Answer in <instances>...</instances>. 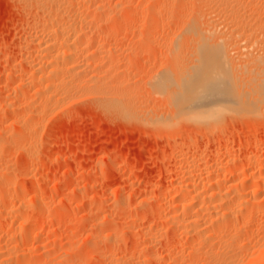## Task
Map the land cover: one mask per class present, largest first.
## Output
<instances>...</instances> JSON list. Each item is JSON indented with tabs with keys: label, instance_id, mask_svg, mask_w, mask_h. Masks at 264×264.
<instances>
[{
	"label": "rangeland",
	"instance_id": "374dc122",
	"mask_svg": "<svg viewBox=\"0 0 264 264\" xmlns=\"http://www.w3.org/2000/svg\"><path fill=\"white\" fill-rule=\"evenodd\" d=\"M94 1L95 0H92L91 2L86 3L79 2L80 5L79 3H77L79 6H76H78L81 14H84L86 16V13H92L93 9L96 8V5L99 6L100 4V6L102 5L100 8L105 9V12H107L108 10V12L110 13L114 11V17L113 15H110V18L106 19L109 16L107 15L106 17V15H104V18L101 14V16L104 18L101 20L99 18L102 17H100L99 14V17L96 15L97 20L94 19L93 21L96 23V25L92 21L90 22L91 26L85 23L84 27H82L84 31L83 29H81L83 32L80 30V33L78 32L74 36L71 35V38H69V42L73 37V39L71 40V44L75 43V45L78 44V41H80L81 45L83 44V46L85 42L91 44L92 41H94L93 43L95 44V42H97V45L102 43L99 46H103V48H101L100 51L96 54L92 53L90 47L87 49L85 48L86 50H84V48H82V50L80 49L78 51L79 55L77 54L76 60L79 62V64L83 62L84 64L82 63L81 65H86L90 69L94 67L93 63L97 64L100 61L99 63H101V67L100 70L98 69V71L100 72L97 71L98 74L96 73L97 69H95L96 74L92 72V69H88L89 72L91 71L94 74V81L93 83L92 81H90L92 80L89 78L91 72H88L90 75H88L87 73L88 76L86 75V77L90 80L87 81L88 85L86 86H89V89L87 88L88 90H85L88 91V93L86 92V94H89V83H92L93 85L95 82V86L99 84L101 91L100 89H97L99 87L96 88L97 91L99 90V92H103L105 94L106 91L110 92L108 91V89L110 90V88L115 86L116 84V92L120 91L123 95L125 93V98H122L121 95L118 96L121 93H115V87L111 88L112 93H109L110 95H106L112 97L111 95H113L114 93L112 98L114 99V104H112V106L117 110L119 108V111H115V108L108 109L106 105L104 107L105 103H100V101L98 103V101H94L93 97L89 95L95 92L97 93L96 90L95 92L92 91L95 87H91L92 93H90L88 96H86V94H82L85 93V91H82L85 89L84 88L82 90L79 89V93L75 91L70 92L73 98L70 97L69 93L66 96H69L70 98L65 96L64 98L66 99L62 100V96H56V93L54 94V92H51L53 94L47 93L46 95H44V93L46 92L43 93L44 87H42L43 89L41 88L42 85H40L39 87V82L37 83L35 81L37 85L34 84V82L32 84L34 85V87L32 85V87L24 85L23 83H25L31 75L34 74L38 76L40 75L38 74L39 72L41 73L42 77H45L44 79H48V75L47 73H45L46 71H42L43 73L40 71L43 70L44 67L40 68L37 66V64L29 66L25 63V59H32L31 56L35 55L34 52L36 49L34 48L35 46H33V44H30V40L33 38V35L36 34L35 28L39 25V23H41L42 15L40 13L39 14L41 16L38 13H29V4L27 3L26 5L23 2H20V0H0V171L8 170V174H13H11L10 178L11 183H17L16 185L14 184L15 188H7L9 193H13L12 195L16 197L15 202L12 205L16 206V204H18L20 200L18 205L23 204L21 205V207L25 206V208H28V213H30V211L34 208V211L32 210L29 215L27 214L25 218L23 217L21 219V223L18 221V224L17 221H13V223L9 224V226H5L6 228H4L2 232L0 231V264H113L109 256H116L117 254L123 252H129V255L125 260L126 262L129 261L128 264H213L214 262L217 263L216 260H219V258H216L217 255L215 253V249L222 247L223 244H227V247H229V245H232L230 246V248H228L231 252L230 260L232 263L230 264H234V258H237L239 254L240 256L244 255L243 253L245 252V260L247 256V259L249 257L251 258L255 251L252 252V247H250L252 243L250 244L244 237V239L242 240H246L249 245H243L242 249L245 250L244 252H242V250V253L238 252L241 249H239L236 244L229 243L231 237H228L229 235L222 236L224 239L222 237L218 238L216 236L214 239L213 237H211L212 239H206V235L208 234L205 233V237L203 235L201 237H197V239L192 236V238L194 237L195 239H191L190 235L193 234H186L184 231L186 228L183 229V227L179 226L174 227L173 224H168L166 220H164L165 222L162 223L163 221L161 219V216L162 214L164 215L165 213H167L168 209L167 207H164L165 209L162 207L163 209L161 208V210L158 205L156 206V204L160 200L169 199L173 191L175 194L181 192L183 186L186 185V181H188V179L186 178V172L192 169L191 161L189 162L188 160L193 159L191 158L193 156L194 158H201L202 161L200 162L206 164H200L201 166L199 171L202 175L205 173V169L203 170V173L201 167H210L209 163H213V161L216 162V160H218L220 156L223 159V162L229 161L227 166L223 167L222 172H224V168L228 167V165V168H230V158L236 159V156L237 158L241 157L242 162L245 163V158H247L248 156H264V135L262 137V134L264 133H262V131H264V122L261 121V119H258V121L254 120L256 118L253 116L254 114H256V112H253L251 114H243L242 116V113L240 111L232 110L231 112V109H229V111H225L222 115L221 122L219 121L221 118L218 120L219 122L217 121V125L215 123H212V120L211 122L208 121L207 123L206 121H199L198 123L192 121L191 119H189L191 121H187L185 118L184 120L182 118L183 121H180V123L177 122L179 124L178 127H176L178 124L168 125L170 124L168 122L172 123L174 120L176 121V117H171L170 113L174 109L176 112L173 111L175 113L172 112V115L178 114L176 102L177 98L179 97L178 95L180 94V92H182V85H184L186 79H188L191 74L199 72V70L202 69L205 65L210 71L212 70V66L218 67V62L216 60H209L208 62H205L202 59L204 49H199L198 45L197 48H194L199 40V37L196 42V40H193V38L196 39L197 36L193 37L190 35L188 36L187 34H185V32L181 33L183 29L190 24V20L192 22L193 16H195L198 12L197 10H200L199 7L198 9L196 8L198 4L192 3V5L191 0H173L172 2H170L171 4L167 3L170 0H165L166 3L163 0H159L160 4L164 2L165 4L162 5H167V8L170 7L169 10L175 7L171 10L172 12H175L171 14L172 12L169 11L165 6L164 7L167 10H165V12V8L162 9L163 7L161 8L162 10L160 8L155 9L157 8L153 4L156 3L155 0H150L152 3L148 0H132L130 4L126 3V5H124L125 3L121 2L120 6V1L117 0ZM142 1L144 4L142 3ZM181 1L184 3L183 7L182 5H180L182 3L178 5V3ZM247 1L249 2L247 3ZM115 2L117 3L115 4ZM159 3L156 4L160 7ZM104 4L107 6H105ZM173 4H175L177 7H182V10L179 7L177 8ZM194 4L195 8L192 7L194 6ZM236 4L238 5L234 4L233 7L235 6L237 7V9L234 8V10L236 11L238 9H241L240 13H244V15H241L239 13V10L236 12V15L235 13H233L231 17L227 13H222L223 15L225 14L229 16V19L225 17V22L227 23H224V18L222 17L223 15L214 13L215 16L211 15V18L207 17V19L209 18L210 20L206 19V21L205 18H200L199 22L202 19L200 24L203 25L202 23L204 22H211L212 18L217 22L215 24L214 21H212V23L209 22L211 25L217 24L216 26H220L218 24H221L223 22V25L221 24V26L218 27V31L215 32L214 35H210V37L212 36V39L213 37H215L211 42H214L216 38H218L217 40H219V36H221V38L224 37L225 40L228 39L227 41L231 40V46L228 45L226 49L223 48V52L233 47L235 50L230 49V53L233 56L235 62L239 61L237 60L238 58L240 60H245L246 58L248 59L247 61L249 63V61L251 62L252 60L251 58L255 57V59H253L255 60V62L252 60L249 66L251 64H257L256 62H259L260 59L264 58V47H261V45L264 46V33L262 30H259L261 29L262 25V29L264 30V14H261L262 12L264 13V0H239ZM115 5L118 6L117 9L114 7ZM198 6H200V8L204 7L202 6V4H199ZM246 6L250 7H247L245 9ZM110 7H113L112 9L114 10L111 9V11ZM191 7L192 9L190 11ZM152 8L154 10H160L159 13H161L163 16L158 17V19L162 17L161 19H159V21L161 23L163 22V24H159L160 26L156 24L159 26V28H157L155 24L151 23L153 21L152 19H154L155 17L151 18L152 21L149 19V16H155V13L153 14L154 10ZM253 8L258 12V14L260 13L261 15L259 14V16L257 12H255V14L258 15L256 17L254 14L255 10L253 11ZM128 9L132 10V12L133 10L136 11L137 9V11H140V14H137L136 17L128 16V18L126 17L127 19L123 17L124 21L123 19L121 20L124 23L121 20L120 22L119 17L117 16L130 11ZM194 9L196 10V13H194ZM204 9H206V7ZM258 9L260 10V12ZM249 10L252 12L248 13ZM168 11L169 14H166ZM149 12L152 13L150 14ZM116 13H118L119 15H116ZM187 13H189V18ZM216 15H218V18H216ZM83 16L81 18H84ZM141 16L144 17L143 20L141 19ZM184 16H187L188 19H186L189 20V22L187 21L189 24L186 23V20H184ZM190 16H192V18ZM220 16L222 17V19ZM235 16H237V19L234 18ZM255 17L256 19L260 17L259 20L263 24H261L260 22V24L256 23L259 20H254ZM232 19L237 20V23L234 20L233 22H235L234 24H238L236 27L238 30L235 29V25L233 24ZM228 21L231 23L228 24ZM87 22L89 23V21ZM116 22H120V24H122V28L120 29L121 32L117 31L116 33L114 31L116 34H114V32H112L113 34H110L111 31L109 32V30H114V28L109 27L110 23L113 24L112 27H115L116 25L114 26V24H116ZM181 22L188 25H184L182 23L185 27L182 29L180 28V30L178 31L177 27L183 26ZM252 22H255L257 24L256 26V24L253 23V25L255 24L253 26L255 28H251L250 25H252ZM107 23H109V25ZM149 23H151V25L153 24V26H155L159 30L155 29L154 27V30H156L157 32L151 28L154 32L151 31L152 33H147L151 30V26L149 25ZM86 25L89 27H87ZM141 25L145 26V28L143 27L144 31ZM224 25H227L229 27L233 26L234 28L231 27L232 29H226ZM260 25L261 27L257 29V27ZM94 27H98V29H94ZM103 28H106V31ZM250 28L256 30L251 31L250 34ZM123 29L125 30V32ZM219 32H221L220 35ZM177 33H181V35L185 34L187 37H190L188 39H192V41H195L196 43L194 42V44L192 42L191 44V42H189L191 40H188L185 35L181 36L180 34L177 35ZM217 35L218 37H216ZM39 37H42L41 39H46L45 34H41L39 35ZM181 38L183 41L181 40ZM255 39H258L257 42L255 41ZM179 41L182 42V46L179 44ZM184 41L186 45L184 44ZM69 42L68 44H70ZM176 42L178 43V46ZM255 42L258 45L254 44ZM232 43L234 44V46ZM251 43H253L252 47ZM235 44H237V47ZM179 45L181 47H179ZM248 47L250 50L248 49ZM233 50L236 52H234ZM224 56L226 55L224 54ZM224 59L227 60L226 57H224ZM95 61L97 63H95ZM224 62L226 64V61ZM237 63L235 65L238 66L239 62ZM209 64L211 68L209 67ZM197 66L198 68H200L198 69ZM238 71L239 70H237L236 72ZM239 73L238 75H236L238 76L236 78L238 83L236 82V80L234 81L237 85L236 91L242 89L245 94L246 92L244 90L250 86V89H248V91L253 94V91H251V86L257 84L256 80H258V82L261 81L260 84L264 83L262 82L264 80V77L262 78V76L264 75L255 74L256 79L254 75L247 76L250 79L245 77V75H241L244 79L243 80L242 78H240L241 76L239 75ZM181 74L182 76H180ZM156 75H158V79L164 78L165 81H163V85L156 84L158 87L160 86L159 88L157 86H153L157 90L160 89L159 92H155L154 94L155 88L153 89L151 85H154V83H152L154 81L155 83H157L156 81L158 79ZM149 77L151 78V80H149ZM153 77L156 79H154ZM239 78L240 80H238ZM251 78L253 80H251ZM241 80H243L244 82L241 83ZM254 80L256 82H254ZM248 81L251 83H249ZM159 82L161 83L162 81ZM171 83H174V85H171ZM104 84L108 86H106L107 89L105 88ZM167 84L169 89L167 88ZM232 84L233 88L236 87L234 83ZM238 84L239 86H241V88L238 86ZM102 85L104 86L103 88ZM245 85L248 86L246 87ZM242 86H244V89L242 88ZM200 87L201 85L197 90H200ZM104 88L105 92L102 90ZM233 88H231V91L233 90ZM233 91L235 92V96H237L238 94V97L240 95L242 97L244 96L242 95L243 92H240L241 90L237 93L235 89ZM248 91L245 94L246 97L244 96V98H247L249 95L251 96ZM33 93L36 94L34 95ZM73 93L80 94L82 98L80 96H77V94L73 96ZM103 93H101L102 96H105V94ZM162 93H164V95ZM101 94L98 93V95ZM115 96H118V99ZM122 99H124L126 103L128 102V105L129 102L132 103L128 108L129 111L132 109V114H130L131 112L129 113V111L127 112L128 106L123 103L125 101H123ZM117 101L121 103L118 104L119 102ZM167 103L169 104L167 105ZM100 104H103L101 108H99ZM121 104L126 105H123V108L126 107V110L123 109V111H121ZM117 105H120V107L117 108ZM131 105L133 106L132 108ZM173 106H175V108ZM104 108L106 111L104 110ZM109 110H112L113 112H110ZM136 111L137 113L141 112L140 115H142L139 116V113L137 115ZM234 111H236V113ZM122 112H124V115L121 114ZM133 112L135 113V116L133 115ZM145 112L146 114H144ZM230 112L233 114H231ZM152 113H155V116ZM35 114L37 115L35 116ZM147 114L149 115L147 118L148 121L145 120L146 117H143ZM231 115H234V117ZM246 115H248L249 117H244ZM258 115L259 114L257 113V118L264 117V114H261L259 116ZM156 116L158 117V120H156ZM159 116L165 117L167 122L165 121V118L161 119V117L159 118ZM179 116L177 115V117ZM153 117L155 118L154 120L156 122L153 120ZM170 117L173 121H171ZM149 118H151L153 121H151V119ZM245 118H247L246 121ZM251 119H253L254 121L250 122ZM227 120H229V122ZM242 120H244L245 122H243ZM157 122H159V125L156 124ZM203 123L206 124L204 125ZM213 124H215V126ZM253 124H255V127L257 128H254ZM19 126L22 128H19ZM28 126L32 127L33 129L31 128L30 130ZM173 126H175L176 128H173ZM204 126H207V128L205 129ZM260 126H262L263 128ZM24 127L25 129L27 127V129L25 130ZM156 127L158 128L156 129ZM201 127L204 128L201 129ZM254 133L256 137H254ZM171 137L173 140L170 139ZM257 142L261 143L257 144ZM261 145H263V148ZM181 150L183 151V154H185L184 152L186 151V154L184 156ZM225 150L227 151L225 152ZM222 152H224V156L221 155ZM229 154H231L232 157ZM181 155L183 157L186 156L185 158H187L188 156V159L186 161H188L190 164H186L185 162L184 164L180 165L178 163L179 159L177 157L181 158ZM227 156H229L230 158H227ZM12 178L14 180H12ZM220 178L221 181H223L222 176ZM237 179L238 178L236 177V179L230 180V182L232 181L231 184L234 183V181H238ZM221 181L219 183H221ZM200 182L197 183L198 186L202 183ZM230 182L228 180L223 183H228V185H230ZM226 185L227 184H225V186L223 187H226ZM171 189H173V191ZM145 198H148L149 200V209L148 207H145L146 209H144V205L141 203L142 199ZM36 201H41L40 204L42 205L43 203H45L43 205V211L37 212L36 207L39 203L36 205ZM4 202H0V215H2L1 211L3 210V206H10V203L8 201ZM143 209L150 210L148 212L149 214H147L144 218H142V213L144 212ZM38 213L43 215L44 223L42 222V226H40V234L37 236L36 234H33L32 236L31 231L33 230L31 229L35 230V228L39 226V220L37 218ZM134 217L135 219H133ZM1 218L2 217L0 216V220ZM133 221L135 223L134 225L138 224L136 225L137 228L140 226L139 229L142 228L146 231L150 229V226L156 227L158 225L153 229V233L155 232L154 230H159L157 231L158 233H155H157L160 237L157 241L158 244H152L155 254L154 259H148L147 256H144L146 249H148L146 248L147 246H145L143 241H141V237L136 240L135 235L131 234L134 230V228L131 227L134 226L132 224ZM129 222L131 223L129 224ZM186 232H188V229H186ZM53 233L57 235V237ZM68 233H70V235ZM111 234H119V236L121 235V241L115 240L113 238H111L112 240H110L109 235ZM11 235L15 240H8L9 237H12ZM105 235H107L109 238ZM88 236H94V238L96 239L92 241ZM107 238L109 240H106ZM203 238L205 241H203ZM227 238L229 239V241ZM263 242L258 247L259 250H256V255L254 254L253 257L256 258L258 256V253L264 251ZM169 247L173 249L172 251L174 252V256H167V251L170 249ZM232 247L236 248L233 249ZM231 248L239 254L237 255L236 253L233 255ZM190 249H192V254H190ZM164 255H166L167 258ZM235 255H237V257H235ZM262 255H264V253ZM205 256L207 259L205 258ZM262 259L264 260V258ZM250 261L251 259L249 260V262Z\"/></svg>",
	"mask_w": 264,
	"mask_h": 264
},
{
	"label": "bare ground",
	"instance_id": "6f19581e",
	"mask_svg": "<svg viewBox=\"0 0 264 264\" xmlns=\"http://www.w3.org/2000/svg\"><path fill=\"white\" fill-rule=\"evenodd\" d=\"M92 0H20V2H23L24 4H26L27 5V3L29 4L28 6H29V8H30V11H29V13L31 12L32 14H39L41 17H42V19H41V23H39V25L38 26H36V28H35V30H36V34L35 35H33V38L30 40V44H33V46H35L34 48L37 50H35V52H34V56L32 55L31 57H32V59H30V58H28V59H25V63L27 64V65H29V66H32L33 64L35 65V64H37V66L38 67H40V68H43L44 67V69L43 70H40L41 72L42 71H46L45 73H47V75H48V79H44L45 77H42L41 76V73L39 72L38 74H40V75H38V76H36V75H29L30 77L26 80V82L25 83H23L24 85H28V86H31L35 81L38 83L39 82V87H40V85H42L41 86V88L42 87H44V91H43V93L44 92H46V93H44V95H46L47 93L49 94V93H51V92H54V94L56 95V96H62L61 98H62V100L63 99H66V98H64L67 94H69L70 92H72V91H75V92H78L79 93V91L80 90H82V89H84V90H82V91H85V90H88L89 89V86L87 87L86 85H88V80H90V79H92V80H90V81H92V83H93V78H94V74H96L97 73V71H98V69L100 70V67H101V63H97L96 61H95V63H97V64H94L93 63V65H94V70H93V68H91L92 69V72H94V74L91 72V75L89 74L90 72L88 71V69H90V68H88L86 65H81L82 63H80L79 64V62L76 60V57H77V54H78V51L81 49L82 50V48H84V50H86L87 48H91V51H92V53L93 54H96V53H98L99 51H100V49L101 48H103V46H99L100 44H102V43H100L99 45H97L98 43L97 42H95V44L93 43L94 41H92V45L90 44V43H88V42H85L84 43V46H83V44L81 45V43H80V41H78V44H76L75 45V43L74 44H71V40L73 39V37H72V39H70V42H69V38H71V35H75V34H77L81 29H83L82 27H84V24L86 23L87 25H90L91 26V24H90V22L92 21H94V19L95 20H97L96 18H97V16H98V14H99V16L100 17H104V15H106V17H107V15L109 16L108 18H106V19H109L110 18V15H113V17H114V14H113V12L114 11H112V10H114V9H112L111 7H110V10L112 11L111 13L110 12H108L107 10V12L109 13H107V12H105V9H101L100 7L102 6H100V4H99V6L98 5H96V8H94L93 9V12L91 13H86V16L84 15H82L81 14V12L79 11V8H78V6L80 5V3L79 2H82V3H86V2H91ZM96 1V0H95ZM94 1V2H95ZM99 1V0H98ZM100 1H103V0H100ZM117 1H120L119 2V6H120V4H121V2L122 3H125L124 5H126V3H129L130 4V2H132V0H117ZM147 1V0H146ZM148 1H150V0H148ZM156 1V3L158 4L160 1L158 0H155ZM165 3H166V1H169V0H163ZM173 0H170L169 2H167L168 4L170 3V2H172ZM186 1V0H185ZM188 1V0H187ZM190 1V0H189ZM192 2H191V4L192 3H196V4H202V6H204L203 8L201 7L200 8V6H198L197 5V9H198V7H199V9L200 10H197L198 12L196 13V10H195V12H194V10H193V12L194 13H196V15L195 16H193V18H192V16H190L191 18H192V22H191V20H190V24L188 23L189 22V20H187L188 18H189V13H187V15H188V18H187V16L185 17V19L184 20H186V23H188V24H184L183 22H181V24L183 23L184 25H188L187 27H185L183 24V26H181V27H177V29H178V31L180 30V28L182 29V28H184L183 29V31L181 32V33H183V32H185V34H187L188 36L190 35V36H193V37H195V36H197L196 37V39H194L193 37H191V38H193V40H196V42H197V39H198V37H199V40H198V42H197V44L194 46V48L196 47L197 48V45H198V47H199V49H204V51H203V57H202V59L205 61V62H208L209 60H216L217 62H218V67L217 66H212V70L210 71V70H208L207 68L208 67H206V65L205 66H203V68L202 69H200L199 70V72H195V74H191L190 76H189V78L188 79H186V81H185V83H184V85H182V87H183V89H182V92H180V94L178 95L179 97L177 98V102H176V100H175V102L177 103L176 105H177V115L179 116V117H177V115L176 114H174V115H172V112L173 111H175L174 109H173V111H171V117L172 116H174V117H176L175 119H176V121L174 120H172V118H171V121H173L172 123L171 122H168V123H170V124H168V125H172V124H178L177 122H179L180 123V121H183L184 120V118L187 120V121H195V122H198L199 123V121H201V122H204V121H206V123L208 122V121H210L211 122V120L213 121L212 123H217V121L219 120L220 122H221V120H222V115L224 114V112L225 111H229V109H231V112H232V110H236V111H240L241 113H242V116H243V114H251V113H253V112H256V114H254V116L253 117H255L256 119H254V120H256V121H258V119L260 120L261 119V121H263L264 122V117H262V118H257L256 116H257V113L259 114V115H261V114H264V83L263 84H260L261 83V81L260 82H258V80H256L257 81V84L255 85L254 84V86L252 85L251 87H252V89H251V91H253V94H251L250 93V91H248V89H250V86L248 87V88H246L244 91L247 93V91H248V93H250L251 94V96L249 95L248 96V94H247V98H244V96L246 97V93L244 94V92L242 91V89H240V90H237L236 91V89H237V85L235 84V80H236V78L238 77V76H236V75H238V73H239V75L241 76V75H245V77H247V76H250V75H254V77H255V79H256V75H264L263 73H264V58H262V59H260V61L259 62H256L257 64H251L250 66H249V64L252 62V60L253 59H255V57L254 58H251L250 60H251V62L249 61V63H248V59H246L245 58V60H240L239 58L237 59V60H239V61H237L236 59V61L237 62H239V65L237 66V65H235L237 62H235L234 61V58H233V56L231 55V53H230V51L232 50V49H234L233 47H231V48H229L231 45H230V43L232 42L231 40H229V41H227V40H225V38L223 37V38H221V36H219V40H217L218 38H216V40L214 41V42H211V41H213L214 40V38L215 37H213V39L210 37V35H214V33L215 32H217L218 31V27H220L221 26V24L224 22V23H227V22H225V17L226 18H228L229 19V16L231 17L232 15H233V13H235V15H236V12L239 10H234V8L235 9H237V7H233V5L235 4V5H238V4H236V3H238V1L239 0H191ZM241 1H243V0H241ZM246 1V0H245ZM252 1V0H251ZM253 1H255V0H253ZM262 1V0H261ZM112 2V1H111ZM151 2V1H150ZM162 3V1H161V3L162 4H165V3ZM176 2V1H175ZM249 1H247V3H248ZM77 3H79V5L77 4ZM117 2H115V4H116ZM142 3H143V1H142ZM152 3V2H151ZM156 3H153L154 5H155V7H157V8H155V9H161L162 7V9H164L167 5H162V4H160L159 3V5H160V7L159 6H157V4ZM180 3H182V4H180ZM187 3V2H186ZM244 3V2H243ZM113 4V3H112ZM135 4V3H134ZM139 4V3H138ZM144 4V3H143ZM171 4V3H170ZM182 5V7H183V2L181 1V2H179L178 3V5ZM241 4V3H240ZM246 4V3H245ZM244 4V5H245ZM76 5H78V6H76ZM105 5V4H104ZM123 5V6H124ZM140 5H142V4H140ZM153 5V6H154ZM173 5H175V4H173ZM172 5V6H173ZM193 5V4H192ZM191 5V6H192ZM247 5V4H246ZM84 6H85V4H84ZM83 6V7H84ZM90 6V5H89ZM105 6H107V5H105ZM133 6V5H132ZM149 6V5H148ZM165 6V7H164ZM176 6V5H175ZM210 8H209V7ZM251 6V5H250ZM250 6H246L245 7V9L247 8V7H250ZM253 6H254V4H253ZM258 6V5H257ZM81 7V6H80ZM88 7V6H87ZM116 9L118 8V6H114ZM145 7H146V4H145ZM177 7V6H176ZM179 7V6H178ZM177 7V8H178ZM182 7L180 8L181 10H182ZM193 8H195V4H194V6H192ZM192 7L190 8V11H191V9H192ZM206 7V9H204ZM243 7V6H242ZM103 8V7H102ZM151 8V7H150ZM154 8V7H153ZM152 8V9H153ZM167 8V7H166ZM166 8L164 9V12H165V10H166ZM170 8V7H169ZM169 8H167L168 10H169ZM173 8H175V7H173ZM172 8V9H173ZM209 8V9H208ZM240 8H241V5H240ZM256 8V7H255ZM258 8V7H257ZM92 9V8H91ZM106 9H108V8H106ZM115 9V10H116ZM121 9V8H120ZM130 9H132V8H130ZM130 9H128V10H130ZM135 9V8H134ZM161 9V10H162ZM172 9H170L169 11H171ZM179 9V10H180ZM189 9V8H188ZM250 9H252V8H250ZM29 10V9H28ZM101 10H104V11H101ZM141 10H143V9H141ZM149 10V9H148ZM151 10V9H150ZM154 10V9H153ZM152 10V11H153ZM176 10V9H175ZM241 10V9H240ZM240 10H239V13H240ZM255 9L253 8V11H254ZM259 10V9H258ZM90 11H92V10H90ZM145 11V10H144ZM159 11L160 10H154V12H153V14L155 15V16H153V15H151V17L149 16V19L151 20V18L153 17H155L154 19H152L150 22L151 23H153V24H155V26L157 27V28H159V24L161 23L160 21H159V19H161L163 16H162V14L161 13H159ZM167 11V10H166ZM169 11L166 13V14H169ZM174 11V10H173ZM178 11V10H177ZM184 11V10H183ZM83 12V11H82ZM119 12V11H118ZM162 12V11H161ZM172 12V11H171ZM170 12V13H171ZM175 12V11H174ZM174 12H172L171 14H173ZM179 12H181V11H179ZM192 12V13H193ZM249 12H252V11H248V13ZM255 12H257L256 10L254 11V14H255ZM259 12H260V10H259ZM143 13H146V12H143ZM143 13H141V14H143ZM150 13V12H149ZM152 13V12H151ZM150 13V14H151ZM191 13V14H192ZM193 13V14H194ZM214 13L216 14H218V15H220V14H222V13H227L229 16H227V15H223L222 17L224 18V21L221 23V24H218V25H220V26H216V25H211L210 23H212V21H214L213 20V18H212V21L210 22V21H208V22H204V20H203V22L204 23H202L203 25H201L200 24V22H201V20L202 19H204L205 18V20L207 19V17H210L211 18V15H214ZM101 14H102V16H101ZM137 14H140V11L138 10L137 11V9H136V11H134L133 10V12H132V10H130V11H128V12H125V13H122V15H119L118 13H116V15H119V16H117V17H119V21L121 20V19H123V17L125 18V19H127L128 18V16L130 17V16H135L136 17V15ZM158 14H160V15H158ZM178 14V13H177ZM180 14V13H179ZM190 14V15H191ZM241 14V13H240ZM239 14V15H240ZM253 14V15H254ZM257 14H258V12H257ZM260 14V13H259ZM258 14V15H259ZM261 14H264L263 12L261 13ZM260 14V15H261ZM97 15V16H96ZM125 15V16H124ZM164 15V14H163ZM218 15H216V18H218L217 16ZM238 15V14H237ZM241 15H244V13L243 14H241ZM250 15V14H249ZM248 15V16H249ZM258 15H256L255 14V16L257 17ZM259 15V16H260ZM84 17V18H81V17ZM98 16V17H99ZM159 16H162V17H160L159 19H158V17ZM215 16V15H214ZM40 17V18H41ZM99 18V19H104V18ZM113 17H112V19H113ZM116 17V16H115ZM127 17V18H126ZM142 18V20H143V18L145 17V14H144V17L143 16H141ZM213 17V16H212ZM221 17V16H220ZM222 17H221V19H222ZM237 16H235L234 18H236ZM252 17V16H251ZM256 17L254 18V20L256 19ZM264 17V16H263ZM137 18H139V17H137ZM148 18V17H147ZM146 18V19H147ZM178 18V17H177ZM187 18V19H186ZM190 18V19H191ZM200 18H202L201 20H200V22H199V19ZM216 18H215V20H216ZM233 18V17H232ZM260 18V17H259ZM259 18H257L256 19V21L257 20H259ZM118 19V18H117ZM117 19H115V20H117ZM145 19V20H146ZM237 19V18H236ZM234 20V19H232V22H233V20L236 22L237 20ZM144 20V21H145ZM182 20V19H181ZM207 20H210L209 18L207 19ZM206 20V21H207ZM220 20V19H219ZM239 20V19H238ZM87 21H89V23L87 22ZM122 21V20H121ZM120 21V22H121ZM123 21H124V19H123ZM122 21V22H123ZM143 21V22H144ZM148 21V22H149ZM159 21V22H158ZM188 21V22H187ZM221 21V20H220ZM261 21H262V19H261ZM105 22V21H104ZM111 22V21H110ZM113 22H115V21H113ZM120 22L119 23H117L116 22V24H114V26L116 27H112L113 26V24H111L110 23V25H109V23H107L108 25H109V27H111V28H114V30L112 31L111 29L109 30V32L111 31V33L110 34H113L112 32H116L117 33V31L119 32H121V26H122V24H120ZM142 22V23H143ZM158 22V23H157ZM185 22V21H184ZM197 22H199V23H197ZM210 22V23H209ZM217 21H214V24L216 23ZM229 22V21H228ZM235 22H233V24L235 23ZM260 22V20L259 21H257L256 23H259ZM93 23H95V22H93ZM124 23V22H123ZM151 23H149V25L151 26H149L150 27V29L152 28L153 30H154V27L155 26H153V24L151 25ZM231 22H229L228 24H230ZM237 23V22H236ZM253 23H255V22H252V25H250L251 26V28H255V27H253L254 25H253ZM261 23V22H260ZM259 23V24H260ZM264 23V22H263ZM263 23H261V24H263ZM106 24V25H107ZM117 24H119V25H117ZM146 24H147V22H146ZM156 24H158V25H156ZM161 24H163V22L161 23ZM233 24H231V25H233ZM86 25V26H87ZM95 25H96V23H95ZM98 25V24H97ZM107 25V26H108ZM140 25V24H139ZM144 25H145V23H144ZM142 26V28L144 27L145 28V26ZM223 25V24H222ZM235 26V29H237L236 27H237V25L238 24H234ZM245 25V24H244ZM94 26V25H93ZM99 26V25H98ZM101 26V25H100ZM146 26H148V25H146ZM240 26V25H239ZM249 26V27H250ZM256 26H257V24H256ZM87 27H89V26H87ZM86 27V28H87ZM109 27H107V28H109ZM140 27V26H139ZM155 27V29H157ZM166 27V26H165ZM224 27L226 28V29H232L231 27H233V26H227V25H224ZM223 27V28H224ZM233 27V28H234ZM259 27H261V25L260 26H258L257 27V29L259 28ZM92 28V27H91ZM100 28H102V27H100ZM144 28H143V31H144ZM250 28V32H249V30H248V32L251 34V31H254V30H256V29H251ZM263 28V25H262V27H261V29H259L260 31L262 30L263 31V33H264V30L262 29ZM94 29H98V27L97 28H95L94 27ZM104 30L106 29V28H103ZM125 29V28H124ZM123 29V30H124ZM128 29V28H127ZM150 29H148V30H150ZM150 30L149 32H147V33H150L151 31H153V30ZM87 30V29H86ZM157 30H159V29H157ZM221 30H223V29H221ZM234 30V29H233ZM238 30V29H237ZM243 30V29H242ZM82 31V30H81ZM80 31V32H81ZM83 31H84V29H83ZM82 31V32H83ZM91 31V30H90ZM103 31V30H102ZM101 31V32H102ZM106 31V30H105ZM127 31V30H126ZM139 31H141V30H139ZM154 31H156V30H154ZM153 31V32H154ZM176 31V30H175ZM177 31V32H178ZM229 31V30H228ZM231 31V30H230ZM240 31V30H239ZM258 31V30H257ZM79 32V33H80ZM114 32V34H116ZM124 32H125V30H124ZM138 32V31H137ZM157 32V31H156ZM223 32V31H222ZM226 32V31H225ZM234 32V31H233ZM152 33V32H151ZM181 33H177V35L178 34H180L181 35ZM220 33L221 32H219V35H220ZM232 33V32H231ZM261 33V32H260ZM41 34H45V36H46V39L44 38V39H41L40 37H39V35H41ZM185 34H182L181 36H183V35H185ZM217 34V33H216ZM230 34V33H229ZM253 34H254V32H253ZM264 35V34H263ZM32 36V35H31ZM77 36V35H76ZM103 36V35H102ZM230 36V35H229ZM260 36V35H259ZM185 37H187L186 35H185ZM212 39H210V38ZM216 37H218V35L216 36ZM251 37V36H250ZM249 37V38H250ZM188 38H190V37H187V39ZM243 38V37H242ZM247 38V37H246ZM253 39V38H252ZM173 40V39H172ZM181 40H182V38H181ZM184 40H185V38H184ZM188 40H191V41H189V42H191V44H192V39H188ZM246 40V39H245ZM258 40V39H257ZM257 40L255 39V41L257 42ZM261 40V39H260ZM88 41V40H87ZM183 41V40H182ZM231 41V42H230ZM248 41V40H247ZM253 41V40H252ZM68 42L70 43V44H68ZM180 42V41H179ZM195 42V41H194ZM193 42V43H194ZM195 42V43H196ZM256 42L254 43V44H256ZM77 43V42H76ZM97 43V44H96ZM177 43V42H176ZM175 43V44H176ZM187 43V42H186ZM194 43V44H195ZM234 43H235V41H234ZM80 44V45H79ZM94 44V45H93ZM180 45L182 44V42H180L179 43ZM184 44H185V41H184ZM233 44V43H232ZM247 44V43H246ZM252 45H251V47L253 46V43H251ZM71 45H73V46H71ZM169 45V44H168ZM179 45V47H181ZM186 45V44H185ZM188 45H190V44H188ZM228 45H230L228 48H229V50L227 49L225 52H223V48H227V46ZM236 45V47H237V44H235ZM240 45V44H239ZM256 45H258V44H256ZM104 46H105V44H104ZM172 46V45H171ZM170 46V47H171ZM177 46H178V43H177ZM192 46V45H191ZM233 46H234V44H233ZM246 46H248V45H246ZM174 47V46H173ZM243 47V46H242ZM261 47H264V46H262L261 45ZM86 48V49H85ZM231 49V50H230ZM237 49V48H236ZM248 49H249V47H248ZM176 50V49H175ZM222 50V51H221ZM235 50V49H234ZM233 50V51H234ZM246 50H247V48H246ZM250 50V49H249ZM90 51V50H89ZM229 51V52H228ZM262 51V50H261ZM83 52V51H82ZM102 52V51H101ZM234 52H236V51H234ZM242 52V51H241ZM239 53V52H238ZM92 54V55H93ZM195 54V53H194ZM224 54L226 55V56H224ZM79 55V54H78ZM245 55V54H244ZM249 55V54H248ZM238 56H240V55H238ZM246 56V55H245ZM264 56V55H263ZM175 57V56H174ZM224 57H226V59L227 60H225L224 59ZM257 57V56H256ZM262 57V56H261ZM260 57V58H261ZM201 58V57H200ZM237 58V57H236ZM248 58V57H247ZM24 59V58H23ZM30 59V60H29ZM173 59V58H172ZM194 59V58H193ZM259 60V59H258ZM154 61V60H153ZM224 61H226V64H225V62ZM254 62H255V60H253ZM257 61V60H256ZM176 62V61H175ZM215 62V61H214ZM213 62V63H214ZM227 62H228V64H227ZM84 64V63H83ZM105 64V63H104ZM193 64H195V63H193ZM201 64V63H200ZM199 64V65H200ZM215 64V63H214ZM238 64V63H237ZM103 65V64H102ZM204 65V64H203ZM213 65V64H212ZM216 65V64H215ZM85 66H86V68H85ZM89 66V65H88ZM209 67H210V64H209ZM197 68H198V66H197ZM200 68V67H199ZM198 68V69H199ZM211 68V67H210ZM90 69V70H91ZM95 69H97L96 70V73H95ZM159 69V68H158ZM237 70H239L238 72H236ZM163 71V70H162ZM173 71V70H172ZM177 71V70H176ZM192 71V70H191ZM197 71V70H196ZM89 72V73H88ZM98 72H100V71H98ZM186 72V71H185ZM43 73V72H42ZM87 73H88V75H90L89 76V78L87 79V77H86V75H87ZM28 74H30V73H28ZM98 74V73H97ZM100 74V73H99ZM158 74V73H157ZM175 74V73H174ZM188 74V73H187ZM256 74V75H255ZM43 75V74H42ZM87 75V76H88ZM153 75V74H152ZM151 75V76H152ZM155 75V74H154ZM159 75V74H158ZM158 75H156L157 76V79L159 78L158 77ZM171 75V74H170ZM97 76V75H96ZM180 76H182V74L180 75ZM185 76V75H184ZM239 76V77H240ZM86 77V78H85ZM170 77V76H169ZM244 77V78H245ZM264 76H262V78H263ZM150 78V77H149ZM154 78V77H153ZM181 78V77H180ZM240 78H242V76L240 77ZM240 78L238 79V80H240ZM247 78H249V77H247ZM246 78V79H247ZM253 78V77H252ZM251 78V80H253ZM261 78V79H262ZM95 79H96V77H95ZM98 79V78H97ZM105 79V78H104ZM154 79H156V78H154ZM177 79H179V78H177ZM184 79V78H183ZM243 79V78H242ZM250 79V78H249ZM149 80H151V78L149 79ZM244 80V79H243ZM243 80H241L240 82L241 83H243L244 81ZM250 80V81H251ZM89 81V82H90ZM100 81V80H99ZM159 81H162L161 83L159 82ZM163 81H165L164 80V78H161V79H158L156 82L157 83H155V81L154 82H152V83H154V85L152 84L151 86H152V88L154 89L155 87H153V86H157L156 84H161V85H163ZM167 81V80H166ZM175 81V80H174ZM179 81V80H178ZM255 80H254V82H256ZM36 82L34 83V84H36ZM101 82V81H100ZM103 82V81H102ZM172 82V81H171ZM177 82V81H176ZM236 82L238 83V81L236 80ZM249 82V81H248ZM253 82V83H254ZM262 82H264V80L262 81ZM92 83H89V85H90V90H89V94L90 93H92L91 92V87H95L94 88V90H92V91H94L95 92V90L97 91V89H100V86H99V84L97 85V86H95V82H94V86L92 85ZM168 83V82H167ZM179 83V82H178ZM200 83V84H199ZM232 83H234V85H236V87H234L233 88V84ZM246 83V82H245ZM249 83H251V82H249ZM103 84V83H102ZM109 84V83H108ZM112 84V83H111ZM199 84V85H198ZM240 84V83H239ZM239 84H238V86H239ZM248 84V83H247ZM259 84V85H258ZM37 85V84H36ZM92 85V86H91ZM105 85V84H104ZM171 85H174V83H171ZM170 85V86H171ZM177 85V84H176ZM201 85V87H200V90H197L198 89V87ZM33 87H34V85H32ZM31 86V87H32ZM106 86L107 85H105V88H106ZM116 84H115V86H113V87H111V88H114L115 87V93H121L120 91L118 92H116V90H117V88H116ZM198 86V87H197ZM246 86V85H245ZM248 86V85H247ZM246 86V87H247ZM97 87H99V88H97ZM104 86L102 85V88H103ZM108 87V86H107ZM110 87V86H109ZM148 87V86H147ZM158 87V86H157ZM160 87V86H159ZM158 87V88H159ZM165 87V86H164ZM203 87V88H202ZM240 88H241V86H239ZM239 87H238V89H239ZM254 87V88H253ZM88 88V89H87ZM97 88V89H96ZM105 88L104 89H102L103 91L105 90ZM111 88H110V90L108 89V91H110V92H107L106 91V94L108 95L109 93L111 94L112 92H111ZM167 88H168V84H167ZM172 88V87H171ZM180 88V87H179ZM201 88H202V90H201ZM231 88H233V90L235 89V91H236V93L237 92H243V94L242 95H244L243 97L240 95L239 97H242V98H239L238 97V95L237 96H235L234 94H235V92L232 90L231 91ZM242 88L244 89V86H242ZM32 89V88H31ZM34 89H36V88H34ZM43 89V88H42ZM41 89V90H42ZM80 89V90H79ZM107 89V88H106ZM150 89H151V87H150ZM156 89V88H155ZM155 89H154V94H155V92H159L160 91V89L159 90H157L156 89V91H155ZM169 89V88H168ZM78 90V91H77ZM247 90V91H246ZM100 91H101V89H100ZM114 91V90H113ZM164 91H167V90H164ZM176 91V90H175ZM181 91V90H180ZM33 92V91H32ZM40 92V91H39ZM42 92V91H41ZM86 92L88 93V91H85V93H82V94H86ZM105 92V91H104ZM232 92V93H231ZM98 93L99 94H101V93H103V92H99V90L97 91V93L95 92V93H92V94H88L89 96H92L93 97V99H94V101H98V103H99V101H100V103H105L104 104V107H105V105H106V107L109 109V108H111V109H113V108H115V107H113L112 106V104H114V99H112L113 98V95H114V93H113V95H111L112 97H109V96H107L105 93H103V94H105V96H102V94L101 95H98ZM152 93V92H151ZM34 95L36 94V93H33ZM38 94V93H37ZM51 94H53V93H51ZM75 94H77V93H73V96L75 95ZM109 94V95H110ZM117 94H115V95H117ZM153 94V93H152ZM163 95H164V93H162ZM170 94V93H169ZM174 94H175V92H174ZM70 95V97L71 98H73L72 96H71V93L69 94ZM87 94H86V96H88ZM121 95V97L122 98H125V93H124V95L121 93V94H119L118 96H120ZM159 95H161V94H159ZM168 95V94H167ZM77 96H80V94H77ZM77 96H75V97H77ZM84 96V95H83ZM118 96H115L117 99H118ZM124 96V97H123ZM166 96V95H165ZM164 96V97H165ZM39 97H41V96H39ZM45 97V96H44ZM66 97H68V98H70L69 96H66ZM81 97V96H80ZM172 97V96H171ZM177 97V96H176ZM82 98V97H81ZM120 98V97H119ZM129 98V97H128ZM131 98V97H130ZM163 98V97H162ZM172 99V98H171ZM87 100V99H86ZM123 101H125L124 99H122ZM163 100V99H162ZM121 101V100H120ZM174 101V100H173ZM172 101V102H173ZM30 102V101H29ZM117 102H119V101H117ZM155 102V101H154ZM170 102V101H169ZM116 103V102H115ZM121 102H119L118 104H120ZM123 103H125L128 107H127V112L129 111V105L130 104H132L131 102H129V105H128V102L126 103V101L125 102H123ZM33 104V103H32ZM117 104V103H116ZM125 104H123V105H125ZM169 103H167V105H168ZM123 105L121 104V107H122V110L121 111H123V109H125L126 110V105L124 106L125 108H123ZM101 106H103V104L101 105L100 104V107L99 108H101ZM114 106H116V105H114ZM170 106V105H169ZM118 107H120V105L118 106L117 105V108ZM133 106L131 105V108H132ZM174 108H175V106H173ZM106 108V109H107ZM103 109V108H102ZM104 110H105V108H104ZM115 111L117 110L116 108L114 109ZM120 109L118 108V110L117 111H119ZM144 110V109H143ZM103 111V110H102ZM106 111V110H105ZM108 111V110H107ZM110 112L112 111V110H109ZM114 111V112H115ZM135 111V110H134ZM236 111H234L235 113H236ZM104 112V111H103ZM113 112V111H112ZM131 112V113H130ZM141 112H142V110H141ZM141 112H138L139 113V116H141L140 115V113ZM176 112V111H175ZM175 112H173V113H175ZM230 112V113H231ZM106 113V112H105ZM129 113L130 114H132V109L129 111ZM129 113H127V114H129ZM138 113H137V111H136V114L138 115ZM148 113V112H147ZM237 113H239V112H237ZM119 114V113H118ZM121 114H123L124 115V112H122ZM126 114V113H125ZM144 114H146V112L144 113ZM152 114H154V116H155V113H152ZM226 114V113H225ZM231 114H233V113H231ZM37 114H35V116H36ZM133 115L135 116V113L133 112ZM133 115H132V117H133ZM151 115V114H150ZM157 115V114H156ZM159 115V114H158ZM164 115H165V112H164ZM176 115V116H175ZM240 115V114H239ZM258 115V116H259ZM39 116V115H38ZM126 116V115H125ZM124 116V117H125ZM130 116V115H129ZM148 114L146 115V116H143L144 118L146 117V119L145 120H147L148 121ZM163 116V115H162ZM225 116V115H224ZM231 116H233L234 117V115H231ZM248 115H246V116H244V117H247ZM34 117V116H33ZM128 117V116H127ZM137 117V116H136ZM151 117V116H150ZM161 116H159V118H160ZM169 117V116H168ZM237 117V116H236ZM241 117V116H240ZM249 117V116H248ZM131 118V117H130ZM156 120H158V117L156 116ZM162 118H165V117H161V119ZM178 118V119H177ZM182 118H183V120H182ZM232 118V117H231ZM135 119V118H134ZM149 119H151V118H149ZM155 118L153 117V120H154ZM174 119V118H173ZM181 119V120H180ZM189 119H191V120H189ZM242 119V118H241ZM246 119L247 118H245V121H246ZM249 119V118H248ZM253 119H251L250 120V122H252V121H254ZM263 119V120H262ZM131 120V119H130ZM144 120V119H143ZM152 119H151V121H153ZM160 120V119H159ZM170 120V119H169ZM147 121H146V123H147ZM150 121V120H149ZM155 121V120H154ZM161 121V120H160ZM165 121L167 122V120H166V118H165ZM218 121V122H219ZM226 121V120H225ZM228 122H229V120H227ZM234 121V120H233ZM243 122H245L244 120H242ZM260 121V122H261ZM156 122V121H155ZM154 122V123H155ZM163 122H164V120H163ZM186 122V121H185ZM248 122V121H247ZM206 123H203L204 125L206 124ZM226 123V122H225ZM255 123V122H254ZM156 124H158L159 125V122H157ZM155 124V125H156ZM186 124V123H185ZM202 124V123H201ZM215 124H213L214 126H215ZM237 124V123H236ZM249 124H251V123H249ZM260 124V123H259ZM263 124V123H262ZM152 125V124H151ZM157 125V126H158ZM190 125V124H189ZM212 125V124H211ZM217 125V124H216ZM254 125V128H257V127H255V124H253ZM261 125V124H260ZM23 126V125H22ZM31 126V125H30ZM30 126H28V128L31 130V128L32 127H30ZM161 126V125H160ZM167 126V125H166ZM179 126V124L176 126V127H178ZM196 126V125H195ZM201 126V125H200ZM208 126V125H207ZM207 126L205 127V129L207 128ZM224 126H226V125H224ZM246 126V125H245ZM154 127V126H153ZM165 127V126H164ZM170 127V126H169ZM175 126H173V128H176ZM181 127V126H180ZM198 127V126H197ZM204 127H201V129L202 128H204ZM213 127V126H212ZM260 127H262V126H260ZM19 128H22V127H20L19 126ZM158 127H156V129H157ZM191 128V127H190ZM209 128V127H208ZM211 128V127H210ZM217 128V127H216ZM224 128V127H223ZM252 128H253V126H252ZM263 128V127H262ZM24 129H25V127H24ZM26 129H27V127H26ZM25 129V130H26ZM28 129V130H29ZM33 129V128H32ZM153 129H155V128H153ZM246 129H248V128H246ZM250 129V128H249ZM169 130V129H168ZM209 130V129H208ZM222 130V129H221ZM220 130V131H221ZM263 130V129H262ZM261 130V131H262ZM23 131V130H22ZM197 131H199V130H197ZM212 131V130H211ZM226 131V130H225ZM208 132V131H207ZM257 132V131H256ZM264 131H262V133H263ZM174 133H176V132H174ZM209 133V132H208ZM214 133V132H213ZM159 134V133H158ZM210 134H211V132H210ZM257 134V133H256ZM172 135H173V133H172ZM206 135V134H205ZM214 135V134H213ZM235 135V134H234ZM254 135H255V133H254ZM263 135H264V133L262 134V137H263ZM211 136V135H210ZM179 137V136H178ZM178 137H176V138H178ZM221 137V136H220ZM219 137V138H220ZM254 137H256V135L254 136ZM169 138V137H168ZM175 138V137H174ZM218 138V137H217ZM223 138H225V137H223ZM228 138V137H227ZM250 138H251V136H250ZM170 139H172V137L170 138ZM253 139H255V138H253ZM173 140V139H172ZM228 141V140H227ZM255 141H257V140H255ZM240 142V141H239ZM263 142V141H262ZM218 143V142H217ZM225 143H227V142H225ZM248 143V142H247ZM261 143V142H260ZM260 143H258L257 142V144H260ZM249 144V143H248ZM251 145V144H250ZM256 145V144H255ZM262 146V148H263V145H261ZM2 147V146H1ZM223 147V146H222ZM224 147H226V146H224ZM258 147V146H257ZM22 148V147H21ZM30 148V147H29ZM29 148H26V149H29ZM234 148V147H233ZM236 148V147H235ZM25 149V150H26ZM188 149V148H187ZM257 149V148H256ZM24 150V151H25ZM228 150V149H227ZM227 150H225V152L227 151ZM231 150V149H230ZM229 150V151H230ZM238 150V149H237ZM255 150V149H254ZM263 150V149H262ZM182 151V150H181ZM181 151H180V153H181ZM185 151V150H184ZM197 151V150H196ZM223 151V150H222ZM248 152V151H247ZM185 154H186V151L184 152ZM229 153V152H228ZM234 153V152H233ZM255 153H256V151H255ZM264 153V152H263ZM182 154H183V151H182ZM185 154H183V156L185 155ZM227 154V153H226ZM225 154V155H226ZM188 155V154H187ZM193 155H195V154H193ZM219 155V154H218ZM222 156H224V152H222V154H221ZM229 155H231V154H229ZM234 155V154H233ZM247 155V154H246ZM259 155V154H258ZM179 156V155H178ZM182 156V155H181ZM181 157V158H179V157H177L179 160H178V163L180 164V165H182V164H184L185 162H186V164L187 163H189L190 161H191V164H192V169H190L188 172H186V178L188 179V181H186V185H184V183H183V188H182V190L181 189H179V190H181V192L180 193H178V194H175L174 193V191H173V189H171L172 191H173V193L171 194V196H170V198L169 199H167V200H165V199H163V200H160L157 204H156V206L158 205L159 206V208L161 209L162 207L164 208H166L167 207V209H168V212L167 213H165L164 215L162 214V223H164L165 221L164 220H166L167 222H168V224H173L174 225V227L175 226H179V227H183V229H188V232H186V229L184 230L185 231V233L186 234H193V235H190L191 236V239H193L194 237L195 238H197V237H201V236H203L205 233L206 234H208V235H206V239H208V238H211V237H213V239L215 238V236L216 237H222V236H228V237H230V244H236V246L239 248V249H241L240 251H238L239 253H242V252H244V250L245 249H242V247H243V245L244 244H248L249 245V243L251 244L250 245V247H252V252H254L255 251V253H256V250L258 249V247L260 246V244L264 241V156H260L259 155V157L257 156V155H254V156H248L247 158H245L246 159V161H245V163L244 162H242V159H241V157L240 158H237V156H236V159L235 158H230L229 156H227V158H230L231 159V162L229 163L230 164V168H228L229 167V165H228V167H225L224 169V172H222V170H223V167L224 166H227V164H228V162L229 161H226L225 159V161L226 162H223V159L221 158V156H220V160L218 159V160H216V162L215 161H213V163H209L210 165V167H207V166H205V167H207V168H205L204 166V168H202L201 167V169H202V172H203V170L205 169V173L202 175L201 174V172L199 171L200 170V164H203V163H201L200 161H202L201 160V158H198V157H195L194 158V156L193 157H191V158H193V159H190V160H188V161H186L187 159H188V156H187V158H185V157ZM190 156H191V154H190ZM190 156H189V158H190ZM197 156V155H196ZM243 156V155H242ZM217 157V156H216ZM226 157V156H225ZM225 157H223V158H225ZM231 157H232V155H231ZM218 158V157H217ZM240 159V160H239ZM227 160H229V159H227ZM204 161V160H203ZM200 162V163H199ZM206 162V161H205ZM207 163V162H206ZM185 164V165H186ZM190 164V163H189ZM205 164V163H204ZM203 164V165H204ZM212 164H213V166H212ZM206 165V164H205ZM190 166V165H189ZM188 168V167H187ZM228 168V169H227ZM6 169V168H5ZM189 169V168H188ZM227 169V170H226ZM8 170H6V171H0V202H4V201H8L9 203H10V206H3V204H2V206H3V210L1 211V214L2 215H0L2 218H1V220H0V231L2 232V230L4 229V228H6L7 227V225L9 226V224H12L13 223V221H17V223H18V221L21 223V219L24 217L25 218V216L28 214H30L31 213V211L34 209L33 207V209L30 211V213H28L29 211L27 210L28 208H25V206H22L21 207V205H23V204H21V205H18L19 204V202H20V200H19V202H18V204H16V206L14 207L12 204L15 202V196H13L12 194H10L9 193V191H8V189L7 188H9L10 189V187L12 188V187H14V184L16 185L17 183L16 182H12L11 183V174L9 173L8 174V172H7ZM200 172V173H199ZM13 175V174H12ZM185 175V174H184ZM222 176V180L223 181H221V177ZM236 177L238 178L237 180L238 181H234V183H232L231 184V182H230V180H234V179H236ZM186 179V180H187ZM12 180H14L13 178H12ZM200 180H201V182H200ZM225 180V181H224ZM229 180V182H230V185H228V183H225V184H227L226 185V187H223V186H225V184L223 183V182H226V181H228ZM221 181V183L222 184H224V185H222L221 183H219ZM201 183V184H199V186L197 185V183ZM216 183V184H215ZM202 185V186H201ZM173 186V185H172ZM176 187H177V185H176ZM176 187H175V189H176ZM179 187V186H178ZM15 188V187H14ZM13 188V189H14ZM13 192V191H12ZM176 192V191H175ZM24 196V195H23ZM24 198V197H23ZM22 198V199H23ZM147 199V200H146ZM117 202V201H116ZM149 200H148V198H145V199H142V201H141V203L144 205V209H146L145 207H148V205H149ZM5 203V202H4ZM27 203V202H26ZM35 203V202H34ZM33 203V204H34ZM39 203V204H38ZM41 203V201H36V205L38 204V206L36 207V210H37V212L38 211H43V209H44V204L45 203H43V205L42 204H40ZM81 204V203H80ZM117 204V203H116ZM140 205V204H139ZM27 207H28V204H27ZM59 207V206H58ZM66 207V206H65ZM24 208V209H23ZM29 208H31V207H29ZM38 208V209H37ZM143 208V207H142ZM162 208V209H163ZM164 208V209H165ZM57 209H59V208H57ZM143 209V210H144ZM148 209H149V207H148ZM156 209H157V207H156ZM161 209V210H162ZM66 210V209H65ZM34 211V210H33ZM45 211V210H44ZM49 211V210H48ZM47 211V212H48ZM150 210H144V212L142 213V218H144L147 214H149L148 212H149ZM160 211V210H159ZM166 211V210H165ZM62 212V211H61ZM68 212V211H67ZM134 213H136V212H134ZM160 213V212H159ZM161 214V213H160ZM33 215V214H32ZM44 215H45V213H44ZM49 215V214H48ZM127 215V214H126ZM151 215V214H150ZM158 215V214H157ZM31 216V215H30ZM29 216V217H30ZM45 217V216H44ZM154 217V216H153ZM37 218H38V220H39V223H38V220H37V223L39 224V226H37L36 228H35V230L34 229H31V230H33V231H31L32 233H31V235L33 236V234L35 235L36 234V236L37 235H39L40 234V226H42V222H43V220H44V218H43V215L42 214H40V213H38V216H37ZM133 219H135V217L133 218ZM146 219V218H145ZM132 220V219H131ZM52 221V220H51ZM36 223V224H37ZM41 223V224H40ZM44 223V222H43ZM131 222H129V224H130ZM19 224V223H18ZM51 224V223H50ZM53 224V223H52ZM97 224V223H96ZM133 225L135 224L134 223V221H133V223H132ZM161 224V223H160ZM166 224V223H165ZM95 225V224H94ZM99 225V224H98ZM136 225H138V224H136ZM136 225H134V226H131V227H133L134 228V230H133V233H131V234H134L135 235V238H136V240L139 238V237H141V241H143V243L145 244V246H147L146 248H148V249H146V252L144 253L143 251V253H144V256H147V258L148 259H154V257H155V254H154V251H153V246H152V244L153 243H157V241L159 240V235L157 234L158 232L157 231H159L158 229H157V231L156 230H154L155 232H157V233H153V229H154V227L152 226H150V229H148L147 231L146 230H143L142 228H140L139 229V227L137 228L136 227ZM150 225V224H149ZM6 226V227H5ZM97 226V225H96ZM95 226V227H96ZM158 226V225H157ZM156 226V227H157ZM34 227H35V225H34ZM46 227V226H45ZM130 227V226H129ZM130 227V228H131ZM155 227V228H156ZM21 228V227H20ZM50 228V227H49ZM106 229V228H105ZM111 230V229H110ZM182 230V229H181ZM51 232V231H50ZM102 232V231H101ZM100 232V233H101ZM112 232V231H111ZM131 232H132V230H131ZM30 234V233H29ZM50 234V233H49ZM54 234V233H53ZM69 235H70V233H68ZM117 234V233H116ZM116 234H111V235H109V237H110V240H112L111 238H113V239H115V240H120L121 241V235L119 236V234L118 235H116ZM55 235V234H54ZM12 236V235H11ZM56 237H57V235H55ZM61 236V235H60ZM64 236V235H63ZM66 236V235H65ZM106 237H108L107 235H105ZM138 236V237H137ZM192 236H194L193 238H192ZM62 237V236H61ZM60 237V238H61ZM89 238H90V240H94V239H96V238H94V236L93 237H90V236H88ZM108 237V238H109ZM204 237H205V235H204ZM247 239V241L249 242H247L246 240L244 241V240H242V239ZM35 238H37V237H35ZM64 238V237H63ZM106 239V240H109V239ZM134 238V239H135ZM194 238V239H195ZM223 238V237H222ZM198 239V238H197ZM212 239V238H211ZM210 239V240H211ZM224 239V238H223ZM228 239V238H227ZM8 240H10V241H12V240H15L14 239V237L12 236L11 238L9 237V239ZM218 240V239H217ZM195 241V240H194ZM202 241V240H201ZM203 241H205L204 240V238H203ZM215 241V240H214ZM225 241V240H224ZM228 241H229V239H228ZM98 242V241H97ZM97 242H94V243H97ZM209 242V241H208ZM213 242V241H212ZM220 242V241H219ZM244 242V243H243ZM247 242V243H246ZM166 243V242H165ZM191 243V242H190ZM194 243V242H193ZM202 243V242H201ZM214 243V242H213ZM228 243V244H229ZM264 243V242H263ZM107 244V243H106ZM139 244V243H138ZM158 244V243H157ZM216 244V243H215ZM4 245V244H3ZM193 245V244H192ZM220 245V244H219ZM227 245V244H226ZM226 245H224L223 244V246L222 247H220V248H217V249H215V247H214V249H215V253H216V255H217V259L219 258V260H216L217 261V263L216 262H214L213 264H230V263H232L231 262V252H230V249H228V248H230V246H232V245H229V247H227ZM246 245H245V247H246ZM174 246V245H173ZM189 246V245H188ZM226 246V247H225ZM233 246H235V245H233ZM194 247V246H193ZM213 247V246H212ZM170 248V247H169ZM189 248H191V247H189ZM195 248V247H194ZM200 248H201V246H200ZM199 248V249H200ZM233 249H235L234 247H232ZM231 248V249H232ZM171 249V248H170ZM168 250L167 252H168V254H167V256H174V252L172 251L173 249H171V250ZM232 249V253H233V255L234 254H236L237 253V255L239 254L238 252H235L234 250ZM251 249V248H250ZM188 250V249H187ZM191 250V253L190 254H192L193 252H192V249H190ZM198 250V249H197ZM213 250V249H212ZM237 250V249H236ZM243 250V251H242ZM259 250V249H258ZM234 251V252H233ZM242 251V252H241ZM120 252H121V250H120ZM134 252H136V251H134ZM140 252H141V249H140ZM189 252V251H188ZM187 252V253H188ZM197 252V251H196ZM208 252V251H207ZM214 252V251H213ZM129 253V252H128ZM127 252H123V253H119V254H117L116 256H109V258H111V261H112V263L113 264H128V262H126L125 260H126V258H127V256L129 255ZM138 253V252H137ZM202 253V252H201ZM201 253H199V254H201ZM251 253V252H250ZM254 253V254H255ZM264 253V251L263 252H260V253H258V258L256 257H253V255L251 256V258L249 257L248 259H247V257H246V260H245V256L244 255H246V252L245 253H243L244 255H241L240 256V254H239V256L237 257V255H235V257H237V258H234L233 256V258L235 259L234 260V264H264V260L262 259V258H264L263 256L264 255H262ZM113 254V253H112ZM131 254V253H130ZM166 254V253H165ZM203 254V253H202ZM211 254V253H210ZM134 255V254H133ZM197 255V254H196ZM256 255V254H255ZM262 255V256H261ZM107 256V255H106ZM132 256V255H131ZM166 258H167V256L166 255H164ZM210 256V255H209ZM215 256V255H214ZM219 256V257H218ZM108 257V256H107ZM168 257V258H169ZM207 257H208V255H207ZM253 257V258H252ZM260 257H262V258H260ZM174 258V257H173ZM194 258H196V257H194ZM205 258H206V256H205ZM210 258V257H209ZM215 258V259H216ZM207 259V258H206ZM213 259V258H212ZM251 259V261L249 262V260ZM110 260V259H109ZM129 260V259H128ZM198 261V260H197ZM196 261V262H197ZM211 261V260H210ZM233 261V260H232ZM246 261V262H245ZM192 263V262H191ZM205 263H208V262H205ZM139 264V263H138ZM209 264V263H208Z\"/></svg>",
	"mask_w": 264,
	"mask_h": 264
}]
</instances>
